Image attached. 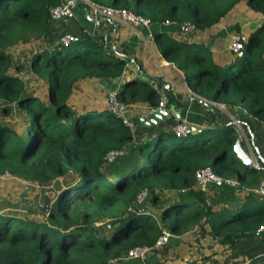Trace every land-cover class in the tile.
<instances>
[{"label":"trees","instance_id":"trees-1","mask_svg":"<svg viewBox=\"0 0 264 264\" xmlns=\"http://www.w3.org/2000/svg\"><path fill=\"white\" fill-rule=\"evenodd\" d=\"M90 1L129 10L151 24L190 23L193 31L201 32L241 3L264 17V0ZM60 2L0 0V100L14 104L27 121V126L21 123L15 128L0 123V178L9 174L18 179L21 190L53 185L49 197L55 196L48 214H42L40 207L29 212L43 220L0 212V264H109L133 248H153L163 232L178 236L195 226L209 235L211 252L200 258L189 251L177 258L166 257L159 264H205L211 258H226L237 241L256 238L264 225V201L257 202L251 213L245 206L226 220L227 211L214 212L206 196L195 188V172L207 167L225 180L245 185L251 190L249 195L261 187L260 171L239 170L232 128L224 127L214 144L206 137L213 133L210 130L196 140L174 142L170 147L165 145V132L153 141L135 144L134 132L108 109H84L74 98V86L86 80L119 78L124 65L114 52L103 48L102 37L70 29L62 32L63 26L57 27L50 17V9ZM65 34L75 38L68 46L61 42ZM244 37L242 55L232 53L234 60L226 67L207 64L203 47L182 49L171 44L164 53L180 70H189L185 77L202 97L228 107L240 106L263 122L264 58L255 59L253 53L258 47L264 49V22ZM162 38L173 42L156 35L157 42ZM31 42L44 46L34 49L28 62V69L44 85L42 96L26 89L19 76L23 66L15 74L11 71L10 52ZM134 85L127 83L117 94L118 100L124 104L135 99L149 101L153 106L155 93L134 91ZM8 112V107L3 110ZM23 127L28 132V147L22 141ZM116 150L124 152V157L108 165V153ZM107 167L118 173L115 181L104 174ZM70 173L75 179L64 186L63 179ZM57 179L61 180L59 190L54 185ZM144 191L153 192L147 201L154 207L163 205L159 192L176 193L177 200L159 210L162 227L153 213L144 211V205H137ZM120 204L125 212L118 218L114 214ZM165 249L166 245L160 251Z\"/></svg>","mask_w":264,"mask_h":264},{"label":"crops","instance_id":"crops-1","mask_svg":"<svg viewBox=\"0 0 264 264\" xmlns=\"http://www.w3.org/2000/svg\"><path fill=\"white\" fill-rule=\"evenodd\" d=\"M246 9L248 8L244 4L245 12L235 15L234 20L230 24L222 23V19L218 24L202 31L207 33V42H193V39H201L196 34L201 31L192 30L188 34H185L181 31V25L177 23L150 24L148 27L134 29L124 25H118V27L115 28V26L111 24V21L103 18H95L89 14L85 6L77 5L74 9V17L71 21L68 23L54 21L55 25L57 27L63 26L62 32L70 29L73 32L81 31L93 38L102 37L103 40H105V42L102 43L103 48H109L112 51V47H114L115 51L112 52L115 53L116 60L122 61L124 66L123 73L119 78L112 80H86L79 85H75L74 98L76 97L79 103L83 104L84 109H93L94 107L108 109L104 103V99L109 93L118 94L124 88V82L129 77V74L124 73V68L129 66L131 72L136 73L142 71L152 78L151 80H153L155 84L153 86L148 82L139 80L132 88L134 91L143 93L153 91L155 93L153 106L149 101H135L136 99L131 103L125 104L126 108L122 116L127 120V126L134 132L135 144L155 139L156 135L160 132H165V128L167 127L174 133L173 130L177 126L184 124L191 130V133L179 138L188 139L190 135H194L196 136L195 138L198 139L203 132L207 130L215 132L219 129L222 130L226 126H230L234 131V136L240 139L241 147L246 154L253 159L255 165H261L255 148L259 149L260 154L264 158V126L262 122L248 115L240 106L228 107L224 104L216 103L202 97L186 79L185 73L180 70L174 62L167 58L169 54L167 53L168 55H165L164 53V50L171 44L175 46L178 45L182 49H185L187 46L203 47L206 51L205 55L210 51L212 55L220 59V62L224 61L225 65L231 64L234 60L233 54L230 51V46L232 44L231 36L235 32H240L245 36L247 31L248 34L253 32L264 22L263 16L255 13L246 14ZM156 35H161L173 42H157ZM37 47L38 49L44 48L43 45L39 46L36 42L19 45L15 48H20L25 52L24 61L25 64H28L29 57ZM118 54H122L129 59H121ZM162 80H164L165 83ZM162 101L164 102V106L160 107L159 103ZM4 102L5 101L0 100V105L2 104L0 116L9 118L11 112L5 114L3 110L10 106H6L3 104ZM171 106H174L176 112L179 113V122L176 118H171L167 119L164 123H159L157 127L150 128L146 131L144 135L148 136L147 139L142 135L143 133L134 129V126L138 124V118L140 116L145 115L150 110L159 108L168 110ZM74 108L76 107L73 106V109ZM24 117L26 120L25 115ZM0 123L10 128H15L19 124L25 123V121L22 122L17 120L14 127L7 125L6 122L1 120ZM197 131L199 132L197 133ZM153 132L156 134L153 135ZM103 172L107 177H112L108 167ZM261 179L262 186L264 184V173L262 172ZM195 188L197 189L196 184ZM260 188H258V190H253L254 195H249L251 190L245 188V185L238 182H236L235 186H230L228 184H210L207 191L203 194L206 196L208 206L212 207L214 212H228L232 210V212H234L232 217L228 218V215H225L226 220H232L243 207L246 206L251 213V210H254V206L264 201V196L257 192ZM14 191H16V189H14ZM152 193L148 192V197L152 195ZM158 196L163 205L159 207L152 206L156 209V211L153 212L154 215H157L159 213L158 210L162 209L164 206H168L177 200V195L173 191H161L158 193ZM148 204L150 203L146 200L141 205L147 207ZM137 205L141 206L139 204ZM208 230L209 228H207V231ZM166 246L168 249L151 253L141 260L127 259L125 254L119 261H111L109 264H159V262L163 261L166 257L170 256L177 258L181 254H186L189 251L201 258L204 256V253L209 252L212 241L209 235L195 226L190 232L178 236L170 235ZM255 261H264V234L259 238L241 239L237 241L234 250L226 258H211L207 260L205 264H251Z\"/></svg>","mask_w":264,"mask_h":264},{"label":"rangeland","instance_id":"rangeland-1","mask_svg":"<svg viewBox=\"0 0 264 264\" xmlns=\"http://www.w3.org/2000/svg\"><path fill=\"white\" fill-rule=\"evenodd\" d=\"M244 4L242 3L241 5H239L235 10H232L223 20L222 23H226V24H230L233 20L235 15H237L238 13H244ZM246 5V4H245ZM246 7L248 8V6L246 5ZM255 12H253L250 8L246 9V14H254ZM197 36H199L201 39H193V42H207V33L205 32H197L196 33ZM237 34L242 35L240 32H235L232 36H231V42H233V37ZM245 36H248V31L245 33ZM160 42H165V39H161ZM25 52L22 51V49L18 48V49H13L10 52L11 55V62H12V67H11V71L13 72V74H15V71L17 70L18 66H23V69L19 70V76L20 78L25 82L26 85V89L28 90L29 93L31 94H37V95H44V85L43 83L40 81V79L35 76L33 73H31V71L28 69V64H25L24 61V56ZM254 58L255 59H259L260 57L264 58V49L262 47H258L254 50ZM206 56V63L211 65H223L222 67H226L227 65L224 64L223 62H220V59H218V57L212 55V53L209 51L207 52ZM222 61V60H221ZM185 72H189L188 71H183ZM3 104H5L6 106H10V112H11V116L9 118L5 117V116H0V120L6 122L7 125L14 127L17 123V120L19 121H25V124L27 126V121L25 120L24 114L22 111H19V109H16L14 104H9L7 102H4ZM12 105V106H11ZM2 107V104L0 105V109ZM10 112H8L7 114H9ZM7 119V120H6ZM24 133L22 136V141L27 142L26 146L28 147V132L26 131L25 127H23ZM221 132V133H220ZM165 133L168 134L167 136V140H165V145L167 147H170L172 145V143L174 142H181L184 141L186 139L184 138H179L177 136L174 135V133L171 132V130L167 127L165 128ZM222 134V130L219 129L218 131H215L209 135H207L206 137H208L209 139V143L210 144H214L217 142V139H219L220 135ZM196 136L194 135H190L189 138L187 140H194ZM154 140V139H153ZM152 140V141H153ZM154 143V142H153ZM147 151L145 150V152H143V156L146 158V153ZM145 158H140L141 161L143 160V162H145ZM241 172L245 171V167L241 164V168L239 169ZM112 174L111 179H113L114 181L118 178V173L115 170H112L110 172ZM12 177L9 174H6L4 176H2V178L0 179V212H6V213H11V214H15L21 218H26V219H38V220H43L44 217H42L41 215H32L29 214V212H35L36 208H41L42 206V199H43V194L44 191L46 190V188H39L38 186H33L32 188H29L28 191L26 192V195L23 197L22 193L24 192V190H21L20 187V181L18 179H11ZM74 176L72 173L67 174V177H65L63 180V185H67L69 186L72 181L74 180ZM7 180V181H5ZM23 185H25L23 183ZM28 188V187H27ZM47 188H54L53 185L47 187ZM55 188L57 190L60 189V186H55ZM13 189V190H12ZM14 189H16L17 191L15 192ZM21 192V193H20ZM52 194V193H51ZM50 195V194H49ZM31 201V204H27L26 202ZM144 211L146 212H155L156 209L154 207H152L151 204H148L147 207L144 208ZM159 211V210H158ZM125 212V208L124 205L120 204L118 206V208L116 209V213L114 215H116V217H120L123 213ZM232 210H229L227 212L228 218L233 216ZM156 220L159 224V226L162 227V223L159 220V214L155 215ZM99 225V224H98ZM107 235L109 233H106ZM114 263V262H113ZM121 264V263H119Z\"/></svg>","mask_w":264,"mask_h":264},{"label":"built area","instance_id":"built-area-1","mask_svg":"<svg viewBox=\"0 0 264 264\" xmlns=\"http://www.w3.org/2000/svg\"><path fill=\"white\" fill-rule=\"evenodd\" d=\"M77 5L85 6L88 9L89 14L95 18H103L133 29L139 27H148L151 24L149 20L129 10L101 6L94 2H91L90 0H62L58 5L50 9V17L53 21L68 23L73 19L74 9L75 7H77ZM192 30L193 26L190 23L181 25L182 33L188 34ZM73 41H75V38L70 34H65L61 39V42L65 46H68ZM245 43V37L243 35H235L230 46V51L233 54L241 56ZM104 103L112 115L117 118H121L123 120V123L125 125H128L127 120H125L122 116L126 105L118 100L116 93H109L104 99ZM159 106L163 107L164 102L162 101L161 103H159ZM262 124L264 126V121L262 122ZM173 131L177 137L187 136L191 133V130L184 124L177 126ZM123 157L124 152L118 150L111 151L106 157V162L108 165H110L115 161L122 159ZM194 179L197 189L202 193H205L207 191V188L210 184H228L230 186L236 185V182L221 178L220 176L213 173V171L208 167L198 169L195 172ZM257 192L264 196V188L261 187ZM147 198L148 191H144L139 194L136 203L141 205L147 200ZM263 234L264 225L256 232V236L261 237ZM169 237V233L163 232L162 236L157 240L153 248H149L147 246L133 248L126 253V258L130 260L144 259L151 253L152 249L160 250L161 248H163L167 244Z\"/></svg>","mask_w":264,"mask_h":264},{"label":"water","instance_id":"water-1","mask_svg":"<svg viewBox=\"0 0 264 264\" xmlns=\"http://www.w3.org/2000/svg\"><path fill=\"white\" fill-rule=\"evenodd\" d=\"M111 24H113L115 26V28L118 27L119 24L112 22ZM112 51H115V48L112 47ZM118 56L121 59L124 60H128L129 58L126 56H123L122 54H118ZM124 73L129 74V77L125 80V85L127 83H131V82H138L139 80H143L145 82H148L150 84H152L153 86L155 85L153 80H151L152 78H150L149 76H147L145 73H143L142 71H138L136 73L131 72V69L129 68V66H126L124 68ZM164 83L165 81L162 80ZM171 118H176V120L179 122L180 121V115L178 112H176L174 106H171L168 110L165 108H159V109H155V110H150L149 112H147L145 115L140 116L138 118V124L136 126H134V129L138 130L140 133H143L142 135H144L146 133V131L150 128L153 127H157L159 123H164L167 119H171ZM145 131V132H144ZM199 131H197L198 133ZM197 133H193V134H197ZM156 133L153 132V135H155ZM147 139L148 136L144 135ZM233 151L236 155V157L240 160L241 164L244 167H248V168H254L257 169L258 171L264 173V158L262 157V155L260 154L259 149L255 148V152L258 155V158L260 160V164L261 165H255V162L253 161V159L246 154V152L243 150V148L241 147L240 144V139L237 138L234 147H233ZM61 184V180L57 179L54 182L55 186H60ZM262 188H264V184L261 186ZM29 188H25L24 192L22 193V196L24 197L26 195V192L28 191ZM54 193V189L53 188H46V190L44 191L43 194V199H42V207L39 209V211L42 214H48V209L52 203V201L54 200L55 196L53 198L49 197V194ZM29 204H31V201H28ZM110 226H107V229H109Z\"/></svg>","mask_w":264,"mask_h":264}]
</instances>
